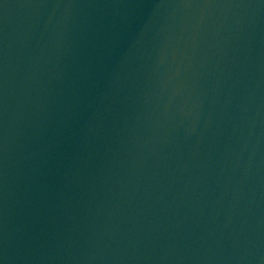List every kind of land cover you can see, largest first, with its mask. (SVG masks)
Returning <instances> with one entry per match:
<instances>
[{
    "label": "water",
    "instance_id": "water-1",
    "mask_svg": "<svg viewBox=\"0 0 264 264\" xmlns=\"http://www.w3.org/2000/svg\"><path fill=\"white\" fill-rule=\"evenodd\" d=\"M0 264H264V0H0Z\"/></svg>",
    "mask_w": 264,
    "mask_h": 264
}]
</instances>
